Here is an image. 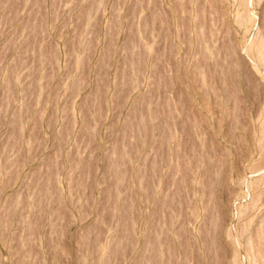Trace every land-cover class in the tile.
<instances>
[{
  "label": "rangeland",
  "instance_id": "1",
  "mask_svg": "<svg viewBox=\"0 0 264 264\" xmlns=\"http://www.w3.org/2000/svg\"><path fill=\"white\" fill-rule=\"evenodd\" d=\"M242 1L0 0V264H264Z\"/></svg>",
  "mask_w": 264,
  "mask_h": 264
},
{
  "label": "bare ground",
  "instance_id": "2",
  "mask_svg": "<svg viewBox=\"0 0 264 264\" xmlns=\"http://www.w3.org/2000/svg\"><path fill=\"white\" fill-rule=\"evenodd\" d=\"M237 2H239L238 4H240V5H243V3H246V1L245 2H243L242 0H236ZM248 2V1H247ZM249 4V3H248ZM233 5V4H232ZM253 5V4H252ZM244 6V5H243ZM246 6V5H245ZM247 7V6H246ZM254 10V9H253ZM252 13V12H251ZM249 15H251L250 13H249ZM248 15V16H249ZM254 15V14H253ZM252 17V16H251ZM251 17H247V19H243V17H241V16H237V15H234L232 18H233V23L234 24H236V25H239V26H244V30H245V27H246V25H248L250 22H252L251 20ZM254 17V16H253ZM255 18V17H254ZM257 19V18H256ZM255 19V20H256ZM256 22V21H255ZM253 23V22H252ZM251 24V23H250ZM249 24V25H250ZM249 25H248V29L249 30H251L250 29V27H249ZM246 28V30L248 31V29ZM244 31L245 32V34H246V36H247V31ZM259 32V31H258ZM258 32L257 33H255V35L253 34L252 36H255L251 41L249 40V43H247V44H245L244 42H243V44H244V52L248 55V56H250L249 58H252V57H254V59H255V61L253 60V59H251V60H253V64H252V67H253V70L255 71V73H258V74H261L262 76H264V39L258 34ZM251 35V34H250ZM250 37V36H249ZM245 38V37H244ZM248 39V38H247ZM246 39V40H247ZM248 41V40H247ZM242 46V45H241ZM240 48V47H239ZM238 48V49H239ZM243 49H242V51H243ZM240 51V50H239ZM243 52V53H244ZM244 55V54H243ZM252 56V57H251ZM247 59V58H246ZM249 62H250V60H249ZM251 67V66H250ZM252 67H251V70H252ZM259 80H261L260 78H259ZM264 82V81H263ZM263 109H264V107H263ZM262 109V117H264V113H263V110ZM262 123V122H261ZM264 130V127L262 128V131ZM261 229V228H260ZM259 232H258V234L256 233V236L258 235V242L259 243H261V241H262V236H263V231L262 230H258ZM251 242V241H250ZM253 243V242H252ZM257 243V242H256ZM247 244H250L249 243V241H248V243ZM246 244V247H248L247 248V252L249 253V251H251L249 254L250 255H252L253 254V252H252V249L255 247V245H253L252 246V244L250 245V247L248 246ZM254 244V243H253ZM256 245H258V243L256 244ZM260 247H261V244H260ZM263 247V246H262ZM261 247V248H262ZM245 248V247H244ZM261 248H259V246L257 247L256 246V249L254 248V251L257 253L256 255H258L257 257H260L261 259H262V254H264V252H261V250H264V248L263 249H261ZM242 250H244V249H242ZM249 250V251H248ZM245 251H246V249H245ZM242 254L243 253H245L244 251H242L241 252ZM248 254V255H249ZM234 255H236V254H234ZM239 255V254H238ZM238 255H236L235 257H237ZM245 255H247L246 253L243 255V257H246ZM249 255V259L248 260H250V259H252V257ZM264 256V255H263ZM234 257V256H233ZM232 257V258H233ZM251 257V258H250ZM240 258H242V257H240ZM248 258V257H247ZM234 259H236V258H234ZM234 259H233V261H234ZM243 259V258H242ZM241 259V260H242ZM253 259H255V257L253 258ZM259 259V258H258ZM246 260V258L244 259V261ZM256 260V259H255ZM238 261V260H237ZM247 261V260H246ZM251 261V260H250ZM259 261V260H258ZM236 262V261H235ZM261 262H263L264 263V261L262 260ZM237 264L239 263V262H236ZM244 263V262H243ZM242 263V264H243ZM252 263V262H251ZM244 264H246V263H244ZM259 264V263H258Z\"/></svg>",
  "mask_w": 264,
  "mask_h": 264
}]
</instances>
